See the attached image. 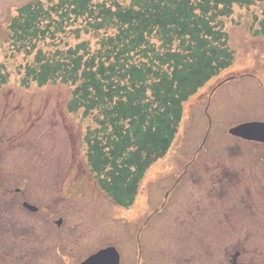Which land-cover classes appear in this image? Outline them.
Listing matches in <instances>:
<instances>
[{
	"label": "rangeland",
	"instance_id": "374dc122",
	"mask_svg": "<svg viewBox=\"0 0 264 264\" xmlns=\"http://www.w3.org/2000/svg\"><path fill=\"white\" fill-rule=\"evenodd\" d=\"M33 1L46 7L57 0H0V64L1 72L7 76V83L0 88V164L7 170L5 178L17 172L20 180L29 182L28 199L44 212L33 215L14 207L8 214L0 211V222L15 216L25 230L35 235L40 248L35 245V250L19 252V256L15 253L11 260L6 255L12 251L3 246L0 264H61L49 261H62L60 257H50L63 243V247H74L72 256L78 259L86 258L97 245L112 244L124 250V264H188V252L190 264H231L229 260L236 249L242 251L244 264H264V148L252 161L244 152L248 146L230 143L228 148L226 144V126L247 117L264 118L262 104L256 100L264 98V94H249L264 89V36L255 35L259 24L254 22L255 17H261L264 2L247 8L234 6L231 17L222 18L229 47L234 51L233 63L183 104L173 146L146 170L134 205L120 211L110 205L83 170V135L88 125L96 128V112L83 119L81 111H68L72 86L49 83L37 87L33 81L21 84L23 67L32 62L33 54L26 56L16 50L8 24L19 7ZM71 24L54 42H38L37 49L51 54L82 41L92 52L99 48L100 36L89 33L76 38L69 31L83 27L85 20ZM237 74L245 76L221 87L217 99L222 100L212 98L211 104H206L208 93L218 83ZM214 108L218 110L214 112ZM206 132L221 134L207 136L205 148L217 149L212 153L214 165L203 170L197 166L200 172L191 179L197 189L178 193L182 188H177L172 193L178 179L174 177L176 160L184 167L179 157L187 151L189 159L190 150L200 144ZM189 165L188 173L196 162ZM182 178L190 179L184 175L179 180ZM102 208L105 215L99 214ZM194 208L200 210L195 215ZM61 214L62 222L56 226ZM195 217L193 228L202 233L188 236L185 229ZM228 217L234 221L223 220ZM228 227L240 228L238 235H227L222 229ZM65 230L68 236L60 234ZM141 244L143 252L139 256ZM129 250L134 251L133 256Z\"/></svg>",
	"mask_w": 264,
	"mask_h": 264
},
{
	"label": "trees",
	"instance_id": "16d2710c",
	"mask_svg": "<svg viewBox=\"0 0 264 264\" xmlns=\"http://www.w3.org/2000/svg\"><path fill=\"white\" fill-rule=\"evenodd\" d=\"M264 0H57L18 8L8 24L18 52L34 54L23 67V85L72 86L67 109L94 112L86 134V159L106 196L122 207L135 199L145 170L173 143L182 104L230 66L234 52L222 18L234 5ZM263 18L255 35H264ZM256 17L254 20L256 21ZM81 34L100 36L91 51L84 41L51 54L37 43L57 40L73 21ZM83 32V33H82ZM0 64V88L7 83Z\"/></svg>",
	"mask_w": 264,
	"mask_h": 264
},
{
	"label": "flooded vegetation",
	"instance_id": "af4514ba",
	"mask_svg": "<svg viewBox=\"0 0 264 264\" xmlns=\"http://www.w3.org/2000/svg\"><path fill=\"white\" fill-rule=\"evenodd\" d=\"M221 86V85H220ZM210 136H221V134L217 135V134H211ZM226 136H231L232 140L236 141V142H241L243 141L245 144H248L250 146H254L256 143L255 142H251V141H245L242 140L240 138H236V137H232L234 135L231 134H226ZM204 152H206V154L199 155V150L196 149L194 151L191 152L190 154V160L187 159V162L191 161V163L196 162V167L191 171L190 175L189 173L187 174V176L189 175L190 179L187 182H184V184L187 185V188H192L194 185H192V180L191 179H195V174L200 172L199 168L197 166H200L201 169L202 168H207V157L208 155L211 156V154H209V152L207 150H205ZM212 157V156H211ZM186 158V155H184V159ZM4 171L2 170L1 166H0V211L8 214L12 211V209L15 207V210L18 211H22V212H27L29 214H39V212L41 213L42 211L44 212L43 209L39 208L38 206L34 205L33 203L30 202V200L28 199V194H27V190L29 189L28 184L29 182L26 180H20V178L18 177V173L16 174L15 172H13L12 176L9 178H5L3 176ZM185 173L182 175L184 176ZM191 180V181H190ZM190 181V182H189ZM10 199V202H7V198ZM27 205H34L37 207V211H32L29 206ZM199 210V209H198ZM47 210H45L46 212ZM186 211V208L184 210V215ZM193 211V215L194 214V209ZM199 212V211H198ZM191 213V212H190ZM14 214V213H13ZM192 214V213H191ZM187 216V215H186ZM60 220L62 221L63 219V214H61L59 216ZM187 219V218H186ZM193 220H190L191 222H194L196 219L192 218ZM1 221H4L1 220ZM17 221V222H15ZM56 222V221H55ZM194 225L193 223L189 224V227L187 229H185L186 233L188 236H192L195 234H198L200 232L199 229H195L193 228ZM64 230V229H63ZM70 234H71V229H69ZM234 230H231V233L233 234ZM61 235L63 236H68V230H65L63 232H60ZM11 242H13L11 244ZM65 245V243H63ZM63 244H61L60 247H57V252L55 254H52L53 256L50 257L54 258V256L60 257V259H62L61 262L57 261V260H53L51 259L49 262H53V263H61V264H79L84 257H81V255H78L79 257H81L80 259L78 258H74L72 256L73 252L72 250H74V247L69 245L68 247H63ZM35 245L37 247L40 248V242L37 240V238L35 237V235L24 229V227L22 225L19 224L18 218H15V216L12 217V219H9L7 222H0V248L3 250V246H7L8 248H10V250L12 251L9 255H6L9 259H13V257H15V253L19 256V252L24 251V253H27L29 251H31L32 249L35 250ZM110 244H103L102 246H99L98 248H96V250H99L101 248L107 247ZM94 250V251H96ZM139 254L141 255L142 252V245H140L139 248ZM122 253V258H121V262L124 264L125 259V253L124 250L121 251ZM134 251L129 250V254L133 256ZM59 254V255H57ZM236 254V257L234 260H232L233 256ZM234 255L230 258V263L231 264H244V262L241 259V252L240 250L236 249L234 251ZM192 258L190 254H188V263H190V259ZM128 260V259H127ZM248 264V263H247ZM250 264V262H249Z\"/></svg>",
	"mask_w": 264,
	"mask_h": 264
},
{
	"label": "water",
	"instance_id": "95a60500",
	"mask_svg": "<svg viewBox=\"0 0 264 264\" xmlns=\"http://www.w3.org/2000/svg\"><path fill=\"white\" fill-rule=\"evenodd\" d=\"M229 132L241 138L264 143V123L250 122L231 128ZM81 264H119V255L114 247H107L89 256Z\"/></svg>",
	"mask_w": 264,
	"mask_h": 264
}]
</instances>
